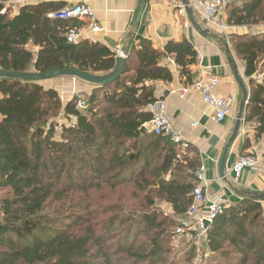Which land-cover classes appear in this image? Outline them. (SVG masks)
Instances as JSON below:
<instances>
[{"label": "trees", "instance_id": "16d2710c", "mask_svg": "<svg viewBox=\"0 0 264 264\" xmlns=\"http://www.w3.org/2000/svg\"><path fill=\"white\" fill-rule=\"evenodd\" d=\"M241 1L228 2V24H264V0ZM61 7L26 5L10 17L0 2V70L74 67L102 74L114 68L115 53L106 45L67 42L73 25L50 16ZM230 43L249 78L245 120L260 138L264 32L234 34ZM168 55L192 81L197 51L189 40L169 41L163 50L141 40L131 44L119 79L93 85L84 110L75 96L67 100L64 116L77 121L60 130L53 119L63 106L57 89L0 77V264L175 263L173 229L193 202L201 166L189 143L183 150L144 126L152 118L148 105L157 99L150 82L173 79L161 64ZM187 251L191 259L196 246L191 242ZM230 251L238 257L234 264H264V204L255 194L225 206L208 229L204 257Z\"/></svg>", "mask_w": 264, "mask_h": 264}, {"label": "crops", "instance_id": "0c3cea01", "mask_svg": "<svg viewBox=\"0 0 264 264\" xmlns=\"http://www.w3.org/2000/svg\"><path fill=\"white\" fill-rule=\"evenodd\" d=\"M142 1L0 0L4 6L3 12H7L10 17L18 15L21 8L26 5H37L43 2L60 4L62 7L59 10L77 4L88 5L95 12V23L100 27V31L92 33L86 21L66 20L71 22L72 27H79L82 32V37L73 43L82 40L100 42L115 53L116 60L119 54L124 57V64L130 55L131 44L137 46L141 40H149L158 50H163L169 41H181L184 38L189 40L203 57L202 67L196 62L190 66L193 79L189 81L186 76H181L173 56L168 55L162 58L161 64L171 70L173 79L150 82L154 87L155 96L165 100V111L171 118L174 128L185 136L191 147L196 150L191 156L197 154L200 166L204 168L205 182L202 186L205 192L212 197H220L225 206L239 202L246 195L264 194V135L260 138L255 137L254 130L245 120V112L238 135L233 142H230L244 93L229 63V57H231L236 71L249 89L245 63L234 53L230 38L234 34L264 32V24L252 28L230 25L227 22V9L220 16L223 26L218 27L190 6L195 19V22H192L187 12L185 15L179 14L180 5H184V0H146L144 11L137 23ZM193 1L195 0H189L190 3ZM235 3L241 5L243 1L236 0ZM55 12H52L50 16ZM121 49L124 52H120ZM202 71L218 78L217 94L219 96L234 98L231 115L221 122L215 120L212 107L205 103L201 94L191 87ZM260 75L262 77L260 73L256 76L261 78ZM75 79L80 85L78 78ZM88 84L92 85L87 86L90 91L94 86ZM184 88L188 91L185 97H181L180 94ZM246 139L250 140V146L244 149ZM244 154H249L256 159V167L245 169L236 179L234 166L238 157ZM222 160L224 174L221 172ZM262 201L264 203V200ZM165 208L169 213L172 211L170 204H167Z\"/></svg>", "mask_w": 264, "mask_h": 264}, {"label": "built area", "instance_id": "2783aa9c", "mask_svg": "<svg viewBox=\"0 0 264 264\" xmlns=\"http://www.w3.org/2000/svg\"><path fill=\"white\" fill-rule=\"evenodd\" d=\"M227 2L228 0H195L189 5L205 17L207 21L217 25L218 27H222L223 24L220 20V16L224 11ZM179 14H186V9L183 4L180 5ZM51 17L63 20L86 21L89 24L88 29L92 33L100 31V27L95 23L94 10L86 4H77L71 7L63 8L53 13ZM81 37L82 32L79 27H71L65 33V38L69 43L76 42ZM196 64L202 67L203 57L200 52H197ZM73 80L75 81L76 79L74 78ZM218 82L219 80L216 76L202 71V73L199 74L192 83L191 87L201 94L205 103L212 107L214 110L215 120L221 122L231 115L234 98L231 96H219L217 94ZM187 91L188 89L184 88L180 94L181 97H185ZM74 94L77 98V109L84 110L86 108L85 94L78 90H75ZM148 110L152 114V118L144 124L147 131L169 137L173 144H176L185 150L188 147V141L185 136L174 128L171 118L166 114L165 100L157 98L148 105ZM76 121L77 118L73 116L70 120H67L66 124H75ZM256 163L257 161L253 156L240 155L234 166L236 179L239 178L245 169H254L256 167ZM196 178V186L193 189V202L187 210L184 218L180 219L179 224L175 227L174 238L175 241H180L182 237H187L196 246L197 251H201L203 249L204 252V249H206L208 229L214 219L223 213L225 204L220 197H212L204 191L202 186L205 182L204 168L201 167L196 172ZM203 209H205V211H203ZM206 221H209L210 225L207 226ZM201 262L198 263L200 264Z\"/></svg>", "mask_w": 264, "mask_h": 264}, {"label": "water", "instance_id": "95a60500", "mask_svg": "<svg viewBox=\"0 0 264 264\" xmlns=\"http://www.w3.org/2000/svg\"><path fill=\"white\" fill-rule=\"evenodd\" d=\"M189 3H190L189 0H184V6H185L187 14L189 18L191 19V21L195 22L193 10L190 7ZM145 5H146V0H143L140 11H139L137 23H139L140 21V17L144 11ZM123 46L124 44L122 45V47ZM120 52H124V50L121 49ZM229 63L232 69L235 71V75L237 76L238 82L241 85L243 89V93H244L243 100L240 104L239 114H238L237 122L234 128V132L230 139V142H233L235 138L237 137L239 129H240L241 119L245 112L246 105H247L248 98H249V91L246 88L243 80L239 76V73L236 71L234 60L231 57H229ZM123 69H124V57L120 56L119 54L117 56L115 68L111 72L106 73V74L87 73V72H83L74 67H65V68L52 69V70L45 71V72H16V71L0 70V77L24 79V80H40V81L50 80L53 78H60V77H72V78H78L80 80H83L93 85H108V84L113 83L114 81H116L117 79L121 77L123 73ZM223 167H224V161L222 160L221 172L224 174ZM255 196L260 200H264V194H255ZM206 225L207 226L210 225V222L206 221Z\"/></svg>", "mask_w": 264, "mask_h": 264}, {"label": "rangeland", "instance_id": "374dc122", "mask_svg": "<svg viewBox=\"0 0 264 264\" xmlns=\"http://www.w3.org/2000/svg\"><path fill=\"white\" fill-rule=\"evenodd\" d=\"M229 1L230 0H228V2ZM228 2H227V4H228ZM227 4L224 8V11L227 10ZM68 79H70L71 81H67ZM77 80L80 82V85L77 81H74L72 77H60V78H53L50 80H41V82H43V85L45 87L57 89L59 94H60V97L62 100V105H63L62 110L60 111V113L55 118H53L54 123H56V126L59 130L62 127L61 125L66 124V122H67V118L64 116V113H63L64 112V106H65L67 100L72 99L75 96V94H74L75 90L83 92L87 96L89 93V87H87V86H90V87L92 86V85H89L88 83H85L82 80L81 81L79 79H77ZM84 85H86V87H84ZM82 90H84V91H82ZM127 193H130V190H128ZM4 194L5 193L0 194V198ZM158 203L160 204V208L161 209L163 208V210L169 214V212L165 208L167 204L166 203H160V202H158ZM99 218H105V216L97 217V219H99ZM173 240H174V243L172 242V244L174 245V249L176 251L174 264H195V263H198L201 261L203 263L201 262L200 264H234L236 262V258H238L237 254L234 251H230V256H228V257H224L221 254H218L216 257L214 256L213 258H206V257L203 258V256L206 255V253H202L203 252V249H202L201 251H196L195 255L190 259L189 254H187V253H189V251H187V249L191 246V241L187 237H182L180 239V241H175L174 236H173ZM207 254H209V253H207Z\"/></svg>", "mask_w": 264, "mask_h": 264}]
</instances>
